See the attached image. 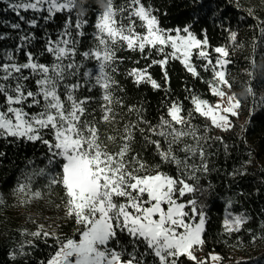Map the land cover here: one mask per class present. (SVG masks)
<instances>
[{
  "label": "snow or ice",
  "instance_id": "snow-or-ice-1",
  "mask_svg": "<svg viewBox=\"0 0 264 264\" xmlns=\"http://www.w3.org/2000/svg\"><path fill=\"white\" fill-rule=\"evenodd\" d=\"M2 2L7 5L5 10H11L32 28L38 26V20L26 19L21 10L46 12L42 17L45 21L58 13L69 14L58 37L49 36L39 55L26 51L25 62H19L8 52L0 60V139L39 142L46 148L44 167L25 172L13 195L21 203L41 199L44 191L34 190L33 184L43 177L49 193L56 186L63 190L66 216L77 226L71 236H54L42 230L24 233L55 241L53 253L41 264L222 261L223 257L215 253L203 259L198 256L207 240V213L194 194L201 191L200 175L209 171L205 151V144L212 140L207 135L209 129L229 131L231 118L239 115L241 107L235 93L228 95L223 90L225 86L232 88L226 75L227 66L234 63L229 47H215L213 62L206 50V35L198 39L191 26L162 28L154 14L158 10L144 0H124L119 6L115 0H103L102 7L87 5L83 0ZM90 9L95 16V43L81 51L78 45L85 36ZM246 13L258 21L257 28L264 37V20L255 16L253 7ZM11 27L20 29L21 25L13 23ZM237 35L229 29L233 44ZM33 39L34 35L21 36L17 51ZM122 50L138 52L144 59H149L154 50L162 57L127 73L137 85L149 83L153 89L161 85L148 72L149 67L159 64L163 68L169 59L179 60L188 72L198 76L192 63L196 55L206 61L204 70L212 72L210 94L227 106L192 94L185 98L191 108L186 110L183 101L169 100L165 113L153 124L142 115L143 109L125 106L117 95L124 91L116 78L124 60L118 54ZM45 54L52 57L50 63L41 62ZM89 61L95 62L94 68L87 65ZM164 77L167 81L166 71ZM82 90L88 94L81 95ZM97 90L98 98L93 94ZM247 92L255 97L251 83ZM259 103L264 105V97ZM124 107L126 114H136L135 121L125 120L126 114L117 111ZM197 115L207 121L203 127L193 122ZM140 141L152 149L151 158L142 155L145 148L137 150ZM247 219L242 213L229 212L223 221L225 232H239ZM26 243L35 246L33 241ZM24 247L21 244L18 252L10 253L11 258L27 255Z\"/></svg>",
  "mask_w": 264,
  "mask_h": 264
},
{
  "label": "trees",
  "instance_id": "trees-1",
  "mask_svg": "<svg viewBox=\"0 0 264 264\" xmlns=\"http://www.w3.org/2000/svg\"><path fill=\"white\" fill-rule=\"evenodd\" d=\"M83 2L97 7L103 4V0ZM123 3L124 0H115L117 6ZM144 3L158 10L154 14L158 16L162 28L191 26L190 31L198 39L203 40L206 35V50L213 62L217 56L215 47H229L230 58L234 63L227 66L226 75L232 83L231 92L241 100V107L239 115L231 118L233 126L229 131L210 128L207 133L212 137L209 144H205L209 171L200 175L201 191L194 194L207 213V240L198 256L203 259L208 253L219 254L223 260L218 264H264V105L259 103L260 98L264 97V37L260 36L258 21L246 13L247 8L253 7L255 16L264 20V0H144ZM6 8L7 5L0 0V37H3L0 39V60L8 52H12L19 62H25L26 51L39 55L49 36L52 39L58 37L69 15L67 12L58 13L45 21L42 17L47 15L46 12L21 10V15L26 19L38 20V26L32 28ZM72 15L75 20V14ZM87 18L89 24L85 28V36L80 38L78 45L81 51L95 43L92 39L95 16L91 9ZM13 23H19L21 28L13 29ZM229 29L238 33L235 44L229 40ZM24 35H34L35 39L17 51L22 43L20 37ZM118 54L124 60L119 64L116 78L124 91L117 95L122 97L125 106L135 105L143 109L142 115L153 124L165 113L169 100L183 101L186 110L191 108V104L185 98L192 94L215 103L216 98L209 89L212 72L204 70L206 61L196 55H193L192 63L197 68L198 76L188 72L179 60L169 59L163 68L159 64L149 67L148 72L161 85L160 89H153L149 83L137 85L127 73L134 67L145 68L152 59L159 60L162 57L154 50L149 59L142 58L138 52L126 50ZM40 60L50 63L52 57L45 54ZM137 60L139 64L135 63ZM86 63L89 67L95 66L94 61ZM249 73H253V76ZM249 83L255 97L247 92ZM86 94L81 91V95ZM93 94L98 98V90ZM117 111L125 115L127 107L118 108ZM135 119V113L125 115V120ZM193 122L201 127L207 123L198 115ZM11 139H0V196L4 201L0 204V264H41L53 253L55 241L52 238H34L24 233L37 231L38 225L44 221L54 222L60 237L73 235L77 226L74 219L66 216L62 202L63 190L56 186L49 193L44 189L43 177L37 178L33 184L34 190L39 188L44 191L41 199L21 203V199L13 195L18 182H23L25 172L44 167L46 148L39 142L10 143ZM142 147L145 148L142 155L151 158L152 149L140 141L136 148L140 150ZM227 211L248 217L239 232H225L223 221ZM253 237L257 238L253 240ZM27 241H33L35 246H29ZM21 244L25 245L24 252L27 255H18L13 260L10 253L18 252Z\"/></svg>",
  "mask_w": 264,
  "mask_h": 264
},
{
  "label": "rangeland",
  "instance_id": "rangeland-1",
  "mask_svg": "<svg viewBox=\"0 0 264 264\" xmlns=\"http://www.w3.org/2000/svg\"><path fill=\"white\" fill-rule=\"evenodd\" d=\"M223 90L228 94V95H232L233 93L231 92V90H229V88L227 86H225L223 88ZM215 103L217 102H220V103H223L224 106H227L226 102L224 101H220L219 98L215 97ZM214 103V104H215ZM231 212V211H227L226 214H225V217L228 215V213ZM233 213V212H231ZM233 214H240V213H233ZM41 226H42V229H41ZM37 230H42V231H47L49 233H52L54 236H59L58 232H57V225L52 222V221H44L42 223H40L38 225V228ZM211 264H218L219 261H216V262H212V261H209Z\"/></svg>",
  "mask_w": 264,
  "mask_h": 264
}]
</instances>
